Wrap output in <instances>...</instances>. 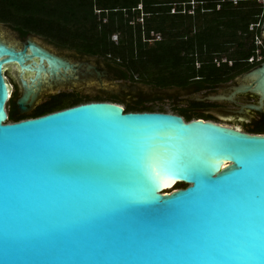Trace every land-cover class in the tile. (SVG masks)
<instances>
[{
  "label": "water",
  "instance_id": "obj_1",
  "mask_svg": "<svg viewBox=\"0 0 264 264\" xmlns=\"http://www.w3.org/2000/svg\"><path fill=\"white\" fill-rule=\"evenodd\" d=\"M11 30L0 25L13 42ZM13 65L19 115L79 78L72 63L31 38L22 49L0 40V264H264V134L173 113H126L112 102L10 122L3 70ZM87 68L102 86L104 73ZM118 86L83 93L134 102ZM141 86L145 95L154 90ZM230 90L188 101L262 114L264 62ZM244 94L257 104L238 105ZM178 184L185 187L169 192Z\"/></svg>",
  "mask_w": 264,
  "mask_h": 264
},
{
  "label": "trees",
  "instance_id": "obj_2",
  "mask_svg": "<svg viewBox=\"0 0 264 264\" xmlns=\"http://www.w3.org/2000/svg\"><path fill=\"white\" fill-rule=\"evenodd\" d=\"M187 0H0V23L20 35H37L57 46L73 49L104 61L117 80L150 85L154 90L176 89L194 96L211 86L231 80L251 69L248 26L259 14L254 3L223 4L219 11L207 0L201 12L182 13L179 3ZM141 5V9H137ZM172 8L176 9L171 13ZM190 6L187 5L186 9ZM95 11H99L98 15ZM145 21L142 29L137 21ZM117 35L118 40L112 41ZM156 35L159 37L156 38ZM225 56L226 61L221 62ZM215 60L219 61L217 65ZM228 62L231 65H228ZM199 65L197 68L196 65ZM160 98H157V100ZM89 102H112L128 112H161L122 96H57L19 116L8 112L10 122L37 118ZM192 109H179L186 121L211 120L195 111L203 103L190 102ZM264 134L262 121L248 129ZM175 189L184 188L178 184Z\"/></svg>",
  "mask_w": 264,
  "mask_h": 264
},
{
  "label": "flooded vegetation",
  "instance_id": "obj_3",
  "mask_svg": "<svg viewBox=\"0 0 264 264\" xmlns=\"http://www.w3.org/2000/svg\"><path fill=\"white\" fill-rule=\"evenodd\" d=\"M1 26H4L5 28H10L8 27L6 24L0 23ZM14 34H15V38L16 40L11 42L8 39L4 38L1 34H0V40L1 41H5V42H10L12 44H16L18 49H22V47L27 44V41L29 40V38H31L32 40H34L35 43L39 44L40 46H42L43 48H45L46 50H48L49 52L62 57L66 60H68L70 63H72L75 68L77 69V73L76 75H78V81L77 82H73L74 85L72 86H65L64 88H59L58 90H56L55 93H50V92H44L41 94L39 100L37 101L35 107L30 111L32 112L37 106L47 102L48 100L52 99L53 97H57V96H70L72 94H79L81 96H85L83 91H85L88 87H92L94 89H98V88H102L103 85L108 84V85H113V82L119 83L118 88L120 90H122V92H127V94L131 95L133 97L134 100H139V99H146L147 97H149L150 99H154V98H165V97H169L170 99H173L177 102H182V103H190V101H188L189 98L191 97H195V96H207V95H215V94H228L231 92L230 88L237 85L239 83V79L241 78V76L243 74H245L246 72L250 71L251 69L259 66L261 63L259 64H255L251 69L240 73L238 75H236L235 77H233L231 80L227 81V82H220L217 83L213 86H211L210 88L197 93L194 96H190L189 94H187L184 91H179L176 89H166V90H153V92L151 93H147L146 95L142 92V86L141 84H131V83H127V82H123L121 80H117L114 72L112 70H110L108 68V66L106 65V63H104V61L102 60H98L96 58L93 57H89L86 54L77 51V50H73V49H68L65 47H59L57 45H55L53 42H50L46 39H44L43 37L37 36V35H20L18 32L14 31L13 29L11 30ZM39 38V40H38ZM88 65H91L94 67V71H98L101 74L104 73V77L102 78V81H104L103 85L101 86V84L99 83V79H97L96 75H92L89 76L88 75ZM18 68L16 66H8L7 68H4L3 70V75L5 77L6 82L8 83L9 87H10V97H9V101L6 103L5 105V111H7V104L9 103V105H11L12 110L17 112V107H16V100L20 97V87L18 84ZM28 76L24 75V77L26 78ZM86 77H89L90 81L87 84L86 83ZM127 85L129 88L128 89H124L123 86ZM136 87V91H132L130 88L131 87ZM15 91V92H14ZM14 94L15 96H17L14 99ZM121 96V94H119ZM236 101L238 105H246V104H257L258 102V97L251 95V94H244V95H239L236 97ZM204 104L203 107H207V110L201 111V113H204L205 115H210L212 118L209 121L212 122H216V123H220V120L216 118V116L214 115H219L223 118H227L229 119V121L227 122H232V123H239L241 125L244 126H249L250 128H252L253 126H255L256 124H258L260 121H262L263 117H264V112L262 114L253 112V111H249L247 109L243 110V114L239 113L240 108L237 105H233V104H229L225 101H221V102H201ZM207 103H210L209 105ZM11 110V112H12ZM29 112V113H30ZM19 115V114H18ZM178 115V114H177ZM21 116V115H19ZM242 120V121H241ZM221 124V123H220ZM233 128H236L235 126ZM243 132L249 133L248 130L244 131L241 130ZM252 134V133H250Z\"/></svg>",
  "mask_w": 264,
  "mask_h": 264
},
{
  "label": "built area",
  "instance_id": "obj_4",
  "mask_svg": "<svg viewBox=\"0 0 264 264\" xmlns=\"http://www.w3.org/2000/svg\"><path fill=\"white\" fill-rule=\"evenodd\" d=\"M207 0H187L185 3L177 4L182 7V13L187 11L188 14H194V11L199 7L201 12H205L204 5ZM215 4V10L219 11L223 4H229L231 6H239L241 3H254L259 10V14L256 16V21L248 26V32L250 33V44L252 47L251 56L247 59V63L255 65L264 62V40L261 35V25L264 22V0H211ZM189 5L190 8L186 9ZM142 6L138 5L137 9H141ZM176 9L172 8L171 13H175ZM99 13V11H98ZM143 20V19H142ZM144 21V20H143ZM159 36L156 35V38ZM225 62V61H224ZM217 65L219 61L215 60Z\"/></svg>",
  "mask_w": 264,
  "mask_h": 264
},
{
  "label": "rangeland",
  "instance_id": "obj_5",
  "mask_svg": "<svg viewBox=\"0 0 264 264\" xmlns=\"http://www.w3.org/2000/svg\"><path fill=\"white\" fill-rule=\"evenodd\" d=\"M95 12L98 15V11H95ZM137 21L140 23L141 28L143 29L145 27V21L142 20L141 15ZM44 39L48 40L47 38H44ZM111 40L116 42L118 40V36L117 35L112 36ZM48 41H50V40H48ZM224 61H226L225 56L222 57L221 62H224ZM228 65H231V63L228 62ZM196 67L198 68L199 65L197 64ZM148 86H150V85H148ZM151 87H153V86H151ZM172 101H173V99L167 98L159 104H150V105H146V106H153L155 109H163V111H165L166 113H173V114H177V111L179 109H189V110L192 109V106L190 103L185 102V103H180V104L174 105V104H172ZM207 104L209 105L210 103H207ZM196 109H207V107H203V106L197 107V108H195V111H196ZM7 111H10L9 103L7 104ZM220 123L222 125H225V126H230V127L235 126L236 128H239L240 130H244V131H247L250 128L249 126H244V125H241L239 123H231V122H227V121H220ZM176 187L177 186H174L171 190H169V192L175 190Z\"/></svg>",
  "mask_w": 264,
  "mask_h": 264
},
{
  "label": "bare ground",
  "instance_id": "obj_6",
  "mask_svg": "<svg viewBox=\"0 0 264 264\" xmlns=\"http://www.w3.org/2000/svg\"><path fill=\"white\" fill-rule=\"evenodd\" d=\"M237 129H239V128H237ZM225 165H226V164L224 163V165H223V166H225ZM173 183H174V182H173ZM173 183H172V184H173ZM172 184H171L169 187H171V186H172ZM165 188H166V187H165ZM172 188H173V187H172ZM172 188H171V189H172Z\"/></svg>",
  "mask_w": 264,
  "mask_h": 264
}]
</instances>
